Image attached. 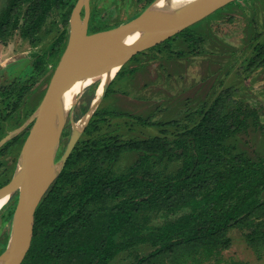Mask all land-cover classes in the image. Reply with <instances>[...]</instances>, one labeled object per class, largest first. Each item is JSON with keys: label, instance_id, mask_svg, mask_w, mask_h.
Wrapping results in <instances>:
<instances>
[{"label": "trees", "instance_id": "obj_1", "mask_svg": "<svg viewBox=\"0 0 264 264\" xmlns=\"http://www.w3.org/2000/svg\"><path fill=\"white\" fill-rule=\"evenodd\" d=\"M74 1L7 0L0 10V44L18 32L36 46L52 12ZM139 1L142 11L152 0ZM138 14L112 25L110 20H90L89 33L114 28ZM69 16L70 9L53 41L33 54V74L0 84V137L5 120H19L18 125L36 108L29 107L33 88L39 80L48 84L53 71L48 72L47 59L55 57L58 62L67 41ZM187 32L153 48L169 46L179 35L195 45ZM254 49L250 69L264 65V45ZM44 92L45 88L38 100ZM231 95L230 89L221 91L192 114L190 123L170 135L162 127L178 126V121L137 117L138 123L160 127V135L138 140H123L103 126L109 116L131 114L99 106L35 210L30 247L21 264H110L125 251L134 257L128 264H219L221 251L230 246L227 231L246 226L248 244L256 249L264 246V155L235 140L264 128L259 111ZM80 107L86 111L88 105ZM127 156L134 158L120 169V160ZM172 162L179 163L167 170ZM154 218L162 221L153 223Z\"/></svg>", "mask_w": 264, "mask_h": 264}, {"label": "rangeland", "instance_id": "obj_2", "mask_svg": "<svg viewBox=\"0 0 264 264\" xmlns=\"http://www.w3.org/2000/svg\"><path fill=\"white\" fill-rule=\"evenodd\" d=\"M6 1L0 0V10ZM75 2L76 0L52 12L49 22L39 35L41 41L36 46L21 38L18 32L6 44H0V84L7 85L18 77L26 79L33 74V54L41 52L53 41L61 21L69 9L72 12ZM142 5L143 2L139 0H92L90 8L93 15L90 20L92 23H106L110 20L112 25L140 13ZM237 6V10L232 9ZM211 16L210 14L205 18L211 26L209 30L199 32L204 40L198 45L190 46L184 36H179L174 41L171 40L169 46L160 45L146 49L139 56L143 66L136 76H131L128 68V64L133 61L130 60L124 65L112 83L109 97L102 100L99 106L132 116H109L108 121L103 124L105 131L118 134L123 140L145 139L160 135V127L138 123L135 121L136 117L150 118L151 122L160 123L179 120L178 126L162 128L170 135L172 131L181 130L183 125L190 123L192 114L194 115L204 101L211 102L221 90L229 87L234 90L231 99L247 102L259 111L260 122L264 128V67L254 69L251 73L247 70L250 57L256 53L254 45L264 44V0H236L233 5H226V8ZM201 27L200 24H193L187 31L199 30ZM89 29L90 27L88 31ZM255 34H259L258 37ZM192 49L197 50V53H191ZM49 59L46 66L48 68L51 63V58ZM39 82V88L34 89L37 94L47 86L43 81ZM94 90L86 89L73 111L67 114L63 129L66 134L64 137L61 135L58 148L59 158L68 143L72 122L79 120L88 109L87 107L83 111L81 104L90 105ZM235 140L241 146H248L264 155V131H250ZM133 158L123 157L119 168L124 169ZM178 163H170L167 170H173ZM161 221V218L153 219V223ZM9 223L10 221L0 226V254L6 245ZM249 232L250 228L247 226L234 227L227 231L231 240L230 246L221 251L219 264H264V246L260 249L250 246L246 241ZM141 248L144 250V247ZM133 259V255L125 251L110 264H128Z\"/></svg>", "mask_w": 264, "mask_h": 264}, {"label": "water", "instance_id": "obj_3", "mask_svg": "<svg viewBox=\"0 0 264 264\" xmlns=\"http://www.w3.org/2000/svg\"><path fill=\"white\" fill-rule=\"evenodd\" d=\"M236 0H152L137 16L114 28L89 33L91 0H76L68 20L65 48L42 99L18 128L0 140V147L31 124L9 182L0 188L5 203L17 194L0 264H21L30 247L36 208L59 176L65 161L97 110L117 72L136 54L150 49ZM106 78L87 111L72 122L66 148L56 159L67 114L82 93ZM96 88V87H95ZM97 90V88H96ZM75 93L72 101L67 97Z\"/></svg>", "mask_w": 264, "mask_h": 264}, {"label": "flooded vegetation", "instance_id": "obj_4", "mask_svg": "<svg viewBox=\"0 0 264 264\" xmlns=\"http://www.w3.org/2000/svg\"><path fill=\"white\" fill-rule=\"evenodd\" d=\"M234 2L235 1H233V2H230V3H228V4H226V5H229V4H231V5H233L234 4ZM91 3V2H90ZM226 5H225V7H222V8H220V9H218L217 11H214V12H220V10L221 9H223V8H226ZM239 8V6H237V7H233L232 9H238ZM214 12L213 13H211V15L213 16L214 15ZM90 14H91V8H90ZM209 16V15H208ZM208 16H206V17H208ZM211 16V17H212ZM205 17V18H206ZM205 18H203L202 20H200V21H198V22H196L195 24H200V25H202V29H199V30H195V31H188L187 33H188V35H191L192 37H194L195 38V40H194V46H196V45H198L199 43H201L203 40H204V36L203 35H201V34H199V32L200 31H205V30H209V28H210V26H211V24L210 23H208V21H205ZM231 18V17H230ZM230 20H232V18L230 19ZM88 24H90V18H89V23ZM192 26V25H191ZM187 29V28H186ZM185 30V29H184ZM188 30V29H187ZM176 36V35H175ZM179 36H182V35H179ZM179 36H177V37H179ZM255 36H256V34H255ZM176 37V38H177ZM175 38V39H176ZM201 38V40H198V39H200ZM175 39H173V41L175 40ZM184 40H185V38H184ZM185 41H187L188 43H189V45H190V41L189 40H185ZM257 44H261V45H264L263 43H257ZM257 44H255V45H257ZM255 45H254V47H255ZM191 51V50H190ZM254 51H255V49H254ZM256 52V51H255ZM144 52H140V53H138V54H136L137 55V57H136V59L131 63V64H128L129 66H128V68H129V71H130V74H131V76L132 75H138L139 73H140V69L142 68V66H143V61H141V59L139 58V56L140 55H142ZM182 53V52H181ZM180 53V54H181ZM191 53H193V54H195V53H197V50H192L191 51ZM253 57V55L250 57V59ZM51 58V63H50V67L48 68L47 67V69H48V72H52L53 70H54V67L56 66V64H57V62H56V60H55V57H50ZM153 58H155V56L153 57ZM50 61V59H49V57H48V59H47V62H49ZM130 61V60H129ZM128 61V62H129ZM56 62V63H55ZM127 62V63H128ZM249 62H250V60H249ZM126 63V64H127ZM248 65H249V63H248ZM247 65V70L251 73L254 69H259V68H261V67H264V65L263 66H258V67H252L251 69L249 68V66ZM147 68H148V66H147ZM52 70V71H51ZM45 83V82H44ZM40 84V82H38L37 83V88H39V85ZM36 86L33 88V90L34 89H36ZM46 89V88H45ZM231 90V92H232V94L234 93V90L232 89V88H226V89H224V90ZM32 90V91H33ZM224 90H221V91H224ZM220 91V92H221ZM219 92V93H220ZM39 95H41V93L39 92L38 93ZM37 94V92H35L34 93V95L30 98V101H29V107H36V105H38V103L40 102V100H38V102L37 103H35V105H34V102H35V100H36V98L39 96ZM106 94V93H105ZM40 97V96H39ZM109 96H107V98H108ZM216 98V97H215ZM214 98V99H215ZM213 99V100H214ZM29 100V99H28ZM103 100H105V99H103ZM212 100V101H213ZM233 100H235V99H233ZM211 101V102H212ZM237 101V100H236ZM211 102H208V101H204L202 104H201V106L199 107V109L202 107V105L203 104H205V103H211ZM246 105H248V106H250L247 102H244ZM251 107V106H250ZM252 108H254V107H252ZM198 109V110H199ZM256 109V108H255ZM107 110V109H106ZM257 110V109H256ZM109 111V110H108ZM112 111V110H111ZM197 111V110H196ZM195 111V112H196ZM23 112V111H22ZM194 112V113H195ZM21 113V112H20ZM19 113V117H22L23 116V113L22 114H20ZM120 113H122V112H120ZM125 114H129V113H125ZM195 115V114H194ZM29 117V116H28ZM27 117V118H28ZM26 118V119H27ZM137 118V117H136ZM26 119H24V120H22L18 125H16L18 122H19V120H14V119H9V120H5L4 121V131H5V133L0 137V140L3 138V137H5L10 131H12V130H14V129H16V128H18V127H20L25 121H26ZM136 121V120H135ZM172 121V120H171ZM173 121H175V120H173ZM176 121H178L179 122V120H176ZM169 122V121H168ZM166 123V122H165ZM30 126H31V124H29L25 129H23L20 133H18L16 136H14L12 139H10L9 141H7L6 143H4L1 147H0V149H2L5 145H7L6 146V148L4 149V150H2L1 151V153H0V188L1 187H3L4 185H6L8 182H9V180H10V178H11V176H12V173H13V170H14V167H15V163H16V160H17V157H18V155H19V152H20V150H21V147H22V145H23V142H24V140H25V138H26V136H27V132H28V130L30 129ZM166 126H171V125H166ZM166 126H164V127H162V128H165ZM174 126V125H173ZM166 131V130H165ZM16 201H17V194H15V195H13L10 199H9V202H8V204L4 207V208H2L1 209V211H0V226H4L8 221H10V220H8V221H4V218L5 217H8V214H9V211H12V213H13V210H14V208H15V204H16ZM11 206V207H10ZM11 216H12V214H11ZM11 216H10V218L9 219H11ZM3 228V227H2Z\"/></svg>", "mask_w": 264, "mask_h": 264}, {"label": "bare ground", "instance_id": "obj_5", "mask_svg": "<svg viewBox=\"0 0 264 264\" xmlns=\"http://www.w3.org/2000/svg\"><path fill=\"white\" fill-rule=\"evenodd\" d=\"M106 78H103V79H101L100 81H99V85L98 86H96V88H97V90H96V88H95V91H96V97L97 96H99L100 94H101V92H102V89H103V85L105 84V82H106ZM95 91H94V93H95ZM74 94L75 93H71L68 97H67V99H66V105L67 104H69L71 101H72V98H73V96H74ZM85 104V103H84ZM83 104V105H84ZM68 120V119H67ZM5 200H6V198H0V207L5 203Z\"/></svg>", "mask_w": 264, "mask_h": 264}]
</instances>
